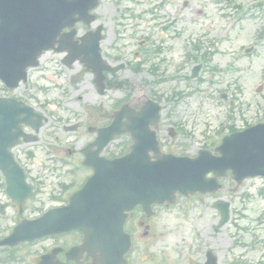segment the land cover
<instances>
[{
    "label": "rangeland",
    "instance_id": "rangeland-1",
    "mask_svg": "<svg viewBox=\"0 0 264 264\" xmlns=\"http://www.w3.org/2000/svg\"><path fill=\"white\" fill-rule=\"evenodd\" d=\"M255 1L258 0H101L96 12L98 23L105 28L104 57L111 65L117 61L130 64L110 76L113 85L103 96L97 93L92 73L85 72L79 63L66 69L60 64L63 55L54 52L45 53L39 67L30 70L28 81L16 90L8 91L0 84V97L25 101L49 120L38 143L19 147L15 152L23 155L24 150H31L35 161L47 165L48 144L50 147L55 144L65 157V149L88 140L83 132L75 135L61 132L62 124L82 121L91 125L100 117L97 108L110 115L116 103L149 95L154 87L144 82H152L154 77L147 65L134 70L142 58H136L134 52L141 49L140 44L152 33L157 40L168 35L165 46L173 45L171 51L160 55L166 60L161 69L173 75L181 67V80L162 84L154 91L170 94L175 90L200 89L199 93L185 96L175 109L168 107L171 104L164 105L162 141H169L167 137L164 141L168 126L192 134L191 137L181 134L173 144H168L169 151L192 154L200 144L218 140L216 132L228 124V106L218 99L221 92H226L235 102L231 112L236 126L241 127L245 121L249 124L262 121L264 0L259 8L254 7ZM193 41L201 44L203 52L213 53L209 65L220 70L211 74L206 68L201 82L183 79L191 66L185 62V56L191 54ZM245 48H252V53L245 54ZM257 90L260 92L256 93ZM123 143L124 140L114 142L109 151L118 150ZM46 180L49 186V177ZM238 192L241 195L231 198L223 190L215 196L181 199L173 207L156 208L151 236L145 244L139 243L131 261L133 264H203L205 252L211 250L218 257V264H264V180H247ZM216 199L228 200L233 205L230 222L220 229H215L219 215L212 208ZM135 236L140 239V234Z\"/></svg>",
    "mask_w": 264,
    "mask_h": 264
},
{
    "label": "water",
    "instance_id": "water-1",
    "mask_svg": "<svg viewBox=\"0 0 264 264\" xmlns=\"http://www.w3.org/2000/svg\"><path fill=\"white\" fill-rule=\"evenodd\" d=\"M87 8L86 0H0V78L5 84L15 88L21 79L25 80V68L35 65L40 50L51 47L60 29L72 23V15H81ZM69 52L81 53L72 49ZM30 113V109L13 100H0V151H5L15 143L20 134L19 123L25 121L20 116ZM141 144L140 139L136 138V145ZM147 145V150H141L138 146L132 149L138 164L129 155L120 161L102 162L98 166L102 172L94 178V182L97 179L101 182L102 192L108 196L109 201L114 194L112 199H120L122 203L120 208L108 213L112 229L104 230L101 241L128 242V237L123 233L126 211L136 204L148 207L151 203H173L177 192L188 195L198 190L205 191L204 175L209 171L219 175L231 169L240 179L264 177V125L224 138L221 146L216 149L220 157L201 153L191 160L163 155L154 135L147 138ZM148 152L154 154V161L150 160ZM215 207L221 212L222 226L228 220L227 204L217 203ZM77 217L80 220L85 218L84 215ZM49 219L48 214L36 222L38 235L52 229ZM82 225L90 226L84 221ZM86 235L85 243L89 247L90 239L99 237L101 233L87 230ZM21 237L17 231L10 240L20 241ZM106 249L111 254L115 252L122 255L128 245ZM206 264H215V259L209 254Z\"/></svg>",
    "mask_w": 264,
    "mask_h": 264
},
{
    "label": "flooded vegetation",
    "instance_id": "flooded-vegetation-1",
    "mask_svg": "<svg viewBox=\"0 0 264 264\" xmlns=\"http://www.w3.org/2000/svg\"><path fill=\"white\" fill-rule=\"evenodd\" d=\"M18 164L27 177V183L34 191L24 200L20 209L18 200L12 199L6 192L7 185L0 172V238L8 234L20 219L32 218L50 207L65 205L72 195L71 188L75 186L64 183L57 185L52 192H44L43 185L39 182L40 178H34V176H40L47 170L35 171L30 162H18ZM14 196L19 197V195ZM10 216H13L12 219ZM136 216L141 217V214L136 211L132 219L128 221V225L136 220L137 225L144 226L146 222H138ZM80 241L81 236L79 235L65 234L45 238L31 244H23L19 247V255L16 259L9 258L8 249H0V264H39L42 256L45 255H49L45 264H74L67 258L66 253L80 244ZM79 260L83 264L91 262L85 253L79 255Z\"/></svg>",
    "mask_w": 264,
    "mask_h": 264
}]
</instances>
